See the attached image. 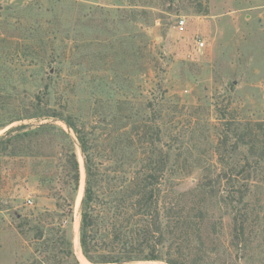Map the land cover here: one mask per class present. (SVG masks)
<instances>
[{
  "label": "rangeland",
  "instance_id": "374dc122",
  "mask_svg": "<svg viewBox=\"0 0 264 264\" xmlns=\"http://www.w3.org/2000/svg\"><path fill=\"white\" fill-rule=\"evenodd\" d=\"M67 121L87 135L104 203L93 256L120 254L107 233L133 212L120 198L132 178L159 177L165 238L134 253L159 259L91 264H264V0H0V141L17 138L0 143V264H75L67 242L83 264L85 190L67 160L76 151L86 188L85 153ZM188 191L189 222L203 216L192 247L170 234Z\"/></svg>",
  "mask_w": 264,
  "mask_h": 264
},
{
  "label": "trees",
  "instance_id": "16d2710c",
  "mask_svg": "<svg viewBox=\"0 0 264 264\" xmlns=\"http://www.w3.org/2000/svg\"><path fill=\"white\" fill-rule=\"evenodd\" d=\"M69 126L73 128L76 132L78 140L81 144L83 152L85 153V167H86V188L85 195L82 200V214H81V246L85 258L92 263H114L120 261H128L135 259H147L156 260L159 257L155 254H145L144 256H136L134 253H139L145 250L154 251L157 246L163 244L165 238V232L162 228V223L160 220L161 214L157 208L159 190L157 189V183L159 182V177L153 173H145L142 175H136L132 178V183L135 188H131L129 191L122 192L120 194L121 201L123 202V207H125L126 202L130 201V205L133 206V213L130 211H125V214L119 218L121 223L112 221V230L107 233V237L110 240V245L113 248L119 245L120 256H110V257H95L91 253V247L97 242V227L98 224V206H101L102 199L96 198L94 188H93V177L95 175L94 162L89 152V140L87 135L81 131L73 122L67 121ZM48 124H44L42 127H47ZM63 130V129H62ZM64 131V130H63ZM65 132V131H64ZM16 135L2 139L0 143H11L16 140ZM70 167V176L74 184V189L78 191L80 186L81 172H80V161L78 159L76 151L72 150L68 156L67 160ZM143 185L142 188H136L137 186ZM192 192V191H191ZM188 192L180 193V197L176 198L174 206L169 211L171 217H173L172 228L170 234L174 239H181L186 242L189 247L195 245L196 242L202 241V230L203 222L198 221L202 219V215L197 217V222L192 226V222H189V213L185 211V207L180 204L183 196H187ZM242 200V199H241ZM104 204V203H102ZM137 206L140 207V212L137 213ZM200 214H202L199 208ZM186 214V217H185ZM245 214V213H244ZM70 215L73 216V208L71 204ZM121 215V214H120ZM138 215V217H137ZM237 212L235 215V226H234V237L235 239H241L245 234L246 223L244 220H240ZM144 223V224H143ZM195 230H193V228ZM66 239V235L63 236ZM68 246L66 248V257H72L75 260V264H79V261L75 258V254L72 249L70 242H67ZM180 245V243L178 242ZM165 261L169 264H194V254L190 253L186 257L183 254H178L177 256L169 257ZM46 263V262H45ZM30 264H44L43 261L34 259ZM48 264H52L48 263Z\"/></svg>",
  "mask_w": 264,
  "mask_h": 264
},
{
  "label": "bare ground",
  "instance_id": "6f19581e",
  "mask_svg": "<svg viewBox=\"0 0 264 264\" xmlns=\"http://www.w3.org/2000/svg\"><path fill=\"white\" fill-rule=\"evenodd\" d=\"M81 161L83 162L84 160H83V158H81ZM84 190H85V178H84V173H83V175H82V180H81V184H80V188H79V196H78V200H81L82 199V197H83V194H84ZM79 204V203H78ZM78 221H80L79 219H78ZM79 229V228H78ZM76 244H77V246H76V252H77V254H78V257H79V259L81 260V262L83 263V264H91L86 258H85V256L83 255V253H82V251H81V246H80V242H79V236H78V232L76 233V242H75Z\"/></svg>",
  "mask_w": 264,
  "mask_h": 264
},
{
  "label": "built area",
  "instance_id": "2783aa9c",
  "mask_svg": "<svg viewBox=\"0 0 264 264\" xmlns=\"http://www.w3.org/2000/svg\"><path fill=\"white\" fill-rule=\"evenodd\" d=\"M185 25H186V21H185L184 19H181V20L179 21V30H180V31H183L184 28H185ZM197 44H198L199 49H202V48H204V46H205V41H203V40H201V39H198V40H197ZM29 201H30V200H29Z\"/></svg>",
  "mask_w": 264,
  "mask_h": 264
}]
</instances>
